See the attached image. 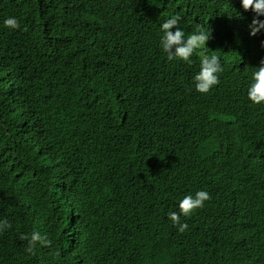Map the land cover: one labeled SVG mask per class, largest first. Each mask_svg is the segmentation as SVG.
Listing matches in <instances>:
<instances>
[{
	"label": "trees",
	"instance_id": "obj_1",
	"mask_svg": "<svg viewBox=\"0 0 264 264\" xmlns=\"http://www.w3.org/2000/svg\"><path fill=\"white\" fill-rule=\"evenodd\" d=\"M177 13L185 38L210 32L224 69L206 94L200 62L171 70L161 48ZM253 16L240 0H0V264H261L247 220L264 152ZM171 166L204 167L216 189L184 233L168 214L199 188ZM33 231L52 241L34 256L19 238Z\"/></svg>",
	"mask_w": 264,
	"mask_h": 264
},
{
	"label": "clouds",
	"instance_id": "obj_2",
	"mask_svg": "<svg viewBox=\"0 0 264 264\" xmlns=\"http://www.w3.org/2000/svg\"><path fill=\"white\" fill-rule=\"evenodd\" d=\"M240 4L245 12L254 13L251 23L248 25L249 35L256 36L264 31V20L259 19V17L264 16V0H240ZM181 19L182 17L177 13L161 25L163 36L160 45L170 62L169 69L171 68V70L190 72L194 64L200 62V69L194 77L195 90L201 94H206L219 84L218 74L222 73L224 69L218 56H208L210 51L215 49V44L210 38V32L201 24H197L196 31L185 38V33L178 27ZM4 26L16 30L20 28V23L17 18L9 17L4 21ZM24 31H27L26 27ZM228 46L229 42L223 44L224 48ZM261 46L264 47V41H261ZM252 80L251 85L246 83V86L250 85L247 89V97L254 105L262 104L264 103V59L260 61V66L253 73ZM233 83L236 86H241L236 78H234ZM259 168L262 172L261 178L250 183L251 196L249 202L255 207L248 213L247 220L248 229L254 228L256 232L264 234V152L259 162ZM205 173L204 167H195L184 173L178 166H171L166 173V178L181 179L183 177L199 188L194 194H187L179 201L178 211H172L168 214L173 226L180 233H184L188 229L187 223L181 222V216L190 217L197 209L204 207V203L211 199V194L216 193L214 186L204 189ZM145 177L146 182L150 186H154V178L147 172ZM9 228H11V224L7 219L0 220V234ZM19 238L22 241H27L25 251L33 256L36 255L38 245L42 247L52 246V241L48 239L47 235H42L39 231H33L30 235L22 234ZM261 264H264V254L261 257Z\"/></svg>",
	"mask_w": 264,
	"mask_h": 264
}]
</instances>
